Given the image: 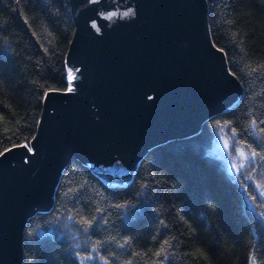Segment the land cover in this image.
Returning <instances> with one entry per match:
<instances>
[{
    "label": "trees",
    "instance_id": "obj_1",
    "mask_svg": "<svg viewBox=\"0 0 264 264\" xmlns=\"http://www.w3.org/2000/svg\"><path fill=\"white\" fill-rule=\"evenodd\" d=\"M207 19L240 100L149 148L123 182L67 155L22 264H264V0H207ZM75 30L71 0H0V154L32 147L47 93L70 88ZM220 134L255 153L237 174L212 150Z\"/></svg>",
    "mask_w": 264,
    "mask_h": 264
},
{
    "label": "water",
    "instance_id": "obj_2",
    "mask_svg": "<svg viewBox=\"0 0 264 264\" xmlns=\"http://www.w3.org/2000/svg\"><path fill=\"white\" fill-rule=\"evenodd\" d=\"M71 3L72 90L47 93L33 150L0 154V264H22L27 222L52 204L67 155L123 182L149 148L196 133L242 95L210 36L207 0ZM114 149L133 152L132 167Z\"/></svg>",
    "mask_w": 264,
    "mask_h": 264
},
{
    "label": "rangeland",
    "instance_id": "obj_3",
    "mask_svg": "<svg viewBox=\"0 0 264 264\" xmlns=\"http://www.w3.org/2000/svg\"><path fill=\"white\" fill-rule=\"evenodd\" d=\"M30 150H33L30 147ZM213 152L223 155L228 167L237 174L253 159V154H249L238 145L235 146L231 137L220 134L212 146Z\"/></svg>",
    "mask_w": 264,
    "mask_h": 264
},
{
    "label": "flooded vegetation",
    "instance_id": "obj_4",
    "mask_svg": "<svg viewBox=\"0 0 264 264\" xmlns=\"http://www.w3.org/2000/svg\"><path fill=\"white\" fill-rule=\"evenodd\" d=\"M83 75H84V73H83ZM124 151L123 150H119V149H114L111 154H112V157L116 159L117 165L120 164V166H123V168L125 169V168H128V167H132V165H133V157L132 156L134 155V153L129 151L128 154L127 153L124 154ZM106 152H107V150H105V153ZM123 156H124V158L127 161L122 163L119 158H121ZM130 169L131 168H129V170Z\"/></svg>",
    "mask_w": 264,
    "mask_h": 264
},
{
    "label": "snow or ice",
    "instance_id": "obj_5",
    "mask_svg": "<svg viewBox=\"0 0 264 264\" xmlns=\"http://www.w3.org/2000/svg\"><path fill=\"white\" fill-rule=\"evenodd\" d=\"M71 90H72L71 88L68 89V91H71ZM25 146H27V145H25ZM253 155H255V153H253Z\"/></svg>",
    "mask_w": 264,
    "mask_h": 264
}]
</instances>
